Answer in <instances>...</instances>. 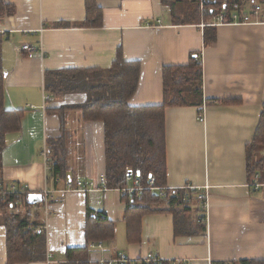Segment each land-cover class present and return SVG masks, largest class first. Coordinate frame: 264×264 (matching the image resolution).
I'll list each match as a JSON object with an SVG mask.
<instances>
[{
  "label": "crops",
  "instance_id": "obj_1",
  "mask_svg": "<svg viewBox=\"0 0 264 264\" xmlns=\"http://www.w3.org/2000/svg\"><path fill=\"white\" fill-rule=\"evenodd\" d=\"M3 1L14 7L13 14L0 16L4 108L23 113L19 131L6 134L0 176L4 190L16 186L22 195L41 194L31 204L41 221L33 232L41 231L45 244L43 260L15 264H77L66 251L83 247L92 264L148 253L170 264L264 260V183L257 174L250 180L246 161L264 104V0H245L247 14L262 3L252 22L213 26L216 38L208 45L205 27L199 26L204 19L184 21L192 0H94L101 11L96 23L87 18L85 0ZM118 50L125 61L140 63L138 87L129 100L134 106L163 103V67L185 65L196 52L202 64L196 103L164 108L168 194L138 224L128 220L131 195L122 190L131 183L125 178V187H108L103 123L83 120L75 109L61 110L81 103L84 95L52 97L44 88L46 71L107 69ZM129 171L132 175L126 169L125 176ZM103 175L106 188L100 183ZM66 181H80L88 190L64 191ZM198 188L206 191L205 207ZM179 189L183 203L173 201ZM44 190L53 191L47 216L41 206ZM177 209L190 223L179 234L174 233ZM89 214L111 221L113 238L87 241ZM97 242L101 246L92 248ZM6 262V226L0 221V264Z\"/></svg>",
  "mask_w": 264,
  "mask_h": 264
},
{
  "label": "trees",
  "instance_id": "obj_2",
  "mask_svg": "<svg viewBox=\"0 0 264 264\" xmlns=\"http://www.w3.org/2000/svg\"><path fill=\"white\" fill-rule=\"evenodd\" d=\"M198 0L188 1L184 21L199 23L201 18L209 20L213 15L225 13L229 16L233 11H243L245 0H206V14L202 15ZM88 19L98 21L100 8L94 0H85ZM14 7L0 0V16L11 15ZM205 16V17H204ZM86 19L83 24H87ZM93 24V23H92ZM215 28L207 26L203 29L204 45L215 41ZM199 52L191 56L185 65L165 66L162 69L163 103L153 106H134L129 103L134 95L140 78V63L125 61L121 51L107 69H65L46 71L44 88L54 96L67 93H81L84 101L74 105H64L80 111L83 120H95L103 123V143L105 152V174L108 187L122 188L126 186L125 171H132L143 187L148 186V178L154 179V186L162 188L168 194L166 187L165 168V138H164V108L167 106H183L196 103L201 95L202 64ZM4 74L0 69V172L1 153L6 146V134L20 129L23 110H6L4 108L3 92ZM247 171L250 180L256 174L259 183H264V104L261 106L259 122L253 139L246 147ZM59 173L58 164L55 165ZM4 183L0 176V221L6 226V264L17 262L40 261L45 258V244L41 231L33 232L40 225V213L34 205L27 202V194H1ZM179 189L173 200L183 203L184 192ZM159 191L153 194L150 189H144L140 195L135 193L128 197L130 207L128 220L138 224L140 217L152 210V206L162 203ZM21 206L19 212H9V209ZM178 206V205H175ZM33 209V210H32ZM181 209H184L181 207ZM190 223L186 221L181 210L174 212V233L188 230ZM130 232V231H129ZM87 241L113 238L114 226L111 221L101 215L87 216L85 231ZM131 236V232H130ZM128 235V238H130ZM69 259L78 260L77 264H92L88 262L87 247L68 249ZM94 264H129L126 263H94ZM149 264H170L168 262ZM241 264H264V260H242Z\"/></svg>",
  "mask_w": 264,
  "mask_h": 264
},
{
  "label": "built area",
  "instance_id": "obj_3",
  "mask_svg": "<svg viewBox=\"0 0 264 264\" xmlns=\"http://www.w3.org/2000/svg\"><path fill=\"white\" fill-rule=\"evenodd\" d=\"M200 2H201V6H200L201 14L204 15V14H206V11L204 10V4L208 3V1L200 0ZM261 8H262V3L255 5L254 8H252L248 14L244 13V11H241V12L235 11V12H232L229 16H226L225 13L221 12V13H218L217 15H213L209 20L201 21L199 23V26L201 28H204L207 26L213 27V26H216V25L222 24V23H239V24L240 23H250V22H252L251 15H257L258 12L261 10ZM22 48L27 49V50H32V47L28 46V45H24ZM198 119L203 120V112L202 111L199 112ZM46 156H47V154L44 152V159L45 160H47ZM125 178H126L127 182L131 183V185L122 189L123 192L127 195H133L135 193L141 194V192L145 188H150V190L159 191L160 197L166 198V196H165L166 194L164 193L162 188L154 186V179L151 176L148 178V184L149 185L147 187L141 186L139 179L132 177L131 173L130 174L126 173ZM100 183L102 184V186H101L102 188H106L104 175L100 178ZM65 184H66L65 188L63 189L64 191H69V190L86 191V190H88V187L84 186L82 184V182H80V181H76L75 185L72 181H66ZM196 190H199L197 197L199 199L203 200L204 204H205V202H206L205 198H207V194H206L205 189H203V191L199 188ZM23 191L24 190L21 188H18L16 186H11V188L9 190L5 189L1 192V194L2 195L5 193L21 194ZM52 193H53L52 190H44L42 192L41 206L44 209L46 216L49 215V200H50ZM173 194L174 193H170V195L168 197L173 198ZM205 206H206V204L204 205V207ZM100 246H101V242L91 244L92 248L100 247ZM120 261H121V263L128 262L129 264H149L151 262L158 263L159 259L154 254L148 253L144 257H141V258L136 259V260H129L124 255H122ZM172 264H179V263L177 261H173Z\"/></svg>",
  "mask_w": 264,
  "mask_h": 264
},
{
  "label": "water",
  "instance_id": "obj_4",
  "mask_svg": "<svg viewBox=\"0 0 264 264\" xmlns=\"http://www.w3.org/2000/svg\"><path fill=\"white\" fill-rule=\"evenodd\" d=\"M130 173V171H129ZM41 200V194L39 192H31L27 195V201L30 204H35Z\"/></svg>",
  "mask_w": 264,
  "mask_h": 264
}]
</instances>
